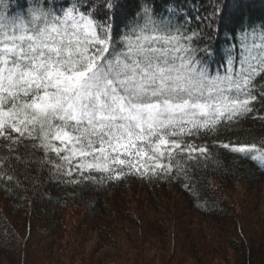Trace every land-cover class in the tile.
I'll return each mask as SVG.
<instances>
[{
    "label": "snow or ice",
    "instance_id": "obj_1",
    "mask_svg": "<svg viewBox=\"0 0 264 264\" xmlns=\"http://www.w3.org/2000/svg\"><path fill=\"white\" fill-rule=\"evenodd\" d=\"M9 7L0 0V140L14 150L30 143L66 175L74 170L95 180L96 172L119 181L186 172L178 157L210 156L209 145L196 144V137L251 113L257 102L264 22L241 25L239 37L233 31L238 51L229 53L224 75H212L207 60L214 53L200 47L202 33L173 29L157 18L151 0L119 43L108 23L119 7L115 0H103L102 14L95 0H34L16 17ZM227 11V4L214 8L206 19ZM231 150L264 163V144Z\"/></svg>",
    "mask_w": 264,
    "mask_h": 264
},
{
    "label": "trees",
    "instance_id": "obj_2",
    "mask_svg": "<svg viewBox=\"0 0 264 264\" xmlns=\"http://www.w3.org/2000/svg\"><path fill=\"white\" fill-rule=\"evenodd\" d=\"M4 2L10 5L7 14L16 17L22 15L25 5H31L34 0ZM55 3L65 5L68 0H55ZM101 3L103 0H95V9L102 14L104 9L98 7ZM115 3L119 7L109 13L111 19L108 23L119 43L127 31L126 25H131L134 16L139 19L138 12L144 0H115ZM225 4L228 5V11L223 18L218 14L213 20L206 19L214 8H223ZM151 5L155 8L157 18L163 17L165 22L171 23L173 29L182 26V31L202 33L204 43L200 47L207 45L214 53L207 60L211 71L222 68L229 53L236 54L238 51V48L233 47V43L239 42L238 39L232 41L233 31L239 37L241 25L247 27L253 24L259 28L261 22H264V0H151ZM117 32L120 35L116 36ZM256 92L257 102L251 113L237 120H225L214 131L195 138L196 144L209 145L210 156L207 159L188 161L186 157H178L177 162L186 172L174 168L168 176L161 174L141 178L128 175L119 181H109L103 179L101 174L92 172L91 175L96 179L85 180L74 170L71 176L54 170L44 162L45 153L33 149L30 143L25 142L18 150H14L16 146L9 148L5 141L0 140V264L5 263L2 262L3 258L15 261V251L22 245L24 250L29 243L27 239L33 238L34 233L36 244H45L42 249L46 252L56 248L58 237L64 240L67 235L74 236L77 231L68 228H76V221L69 220L68 208H74L82 215L78 222L94 221L107 239L113 241L116 221L107 224L106 216L118 213L122 218L137 217L131 207L125 206L129 204L126 196L132 186L143 187L149 194L153 193L152 205L163 208L161 212L164 214L169 213V207L161 199L167 196L168 188L175 187L183 196L177 207L178 213L190 210L235 230L232 224H235L238 216L229 206L227 188L240 182L252 187L264 179V163L253 160L248 153L231 150L232 145L255 143L259 147L264 144V99L260 98L264 96V79L259 77L256 80ZM55 143L59 146V142ZM224 144L230 147L224 148ZM48 157L57 159L54 154H48ZM217 184L222 189H216ZM147 214V211L140 213V217L148 219V226L142 228L140 236L130 244L131 247L142 246L146 238L159 236L156 225L161 219L151 220ZM12 215L24 230L27 228V239H22V233H18L17 223L11 220ZM175 223L176 220H167L168 229ZM166 235L167 231H164L163 236ZM236 237H230L227 241L237 253L238 264H264V238L254 233L250 237L238 233ZM40 241H44L43 244ZM50 242H53L52 246ZM29 254L27 252L23 255L28 257ZM27 257L21 264H32V259ZM199 258L201 263L206 264L203 256Z\"/></svg>",
    "mask_w": 264,
    "mask_h": 264
},
{
    "label": "rangeland",
    "instance_id": "obj_3",
    "mask_svg": "<svg viewBox=\"0 0 264 264\" xmlns=\"http://www.w3.org/2000/svg\"><path fill=\"white\" fill-rule=\"evenodd\" d=\"M251 40L250 37L249 42ZM227 68L228 60L219 71L209 72L212 75H224ZM236 68L239 69V63L236 64ZM253 185L250 187L240 182L226 190L230 198L229 206L238 216V220L232 224L235 230L229 225L213 222L208 217L190 210L178 213L177 207L183 196L175 187L168 188L167 196L164 195L161 199L169 207V213L165 214L161 212L163 208L152 205L153 193L149 194L143 187H129L126 196L129 198L127 199L129 204L125 206L131 207L137 213V217L122 218L118 213L106 216L107 224L116 221L113 241L107 239L94 221L78 222L82 215L76 212V209L68 208L69 220L76 221V228L68 230L77 233L74 236L67 235L64 240L58 237L56 248L51 252L42 249L45 246L44 241H40L43 246L36 244L35 233L33 238H28L25 231L27 228L24 230L12 215L11 220L17 223L18 233H22V239L28 238L29 243L24 250L22 245L15 251L17 255L15 261L3 258L2 262L21 264L27 257L23 254L28 252L30 254L27 258L32 259V264H203L199 256L206 259V264H238L237 253L227 239L230 237L236 239L238 233L240 235L244 233L247 237L254 233L264 238V179ZM216 189H222V186L217 184ZM119 202L120 199L117 200V203ZM142 211H147V217L151 220L161 219L156 225L159 236L146 238L142 246L131 247L130 244L140 236L142 228L148 226V219L140 217ZM167 220H176V223L168 229ZM164 231H167L166 236H163ZM50 243L52 246L53 242Z\"/></svg>",
    "mask_w": 264,
    "mask_h": 264
}]
</instances>
